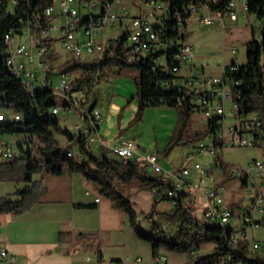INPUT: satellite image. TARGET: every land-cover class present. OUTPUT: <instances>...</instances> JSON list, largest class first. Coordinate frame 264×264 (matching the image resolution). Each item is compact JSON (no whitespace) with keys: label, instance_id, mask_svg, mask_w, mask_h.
Wrapping results in <instances>:
<instances>
[{"label":"trees","instance_id":"16d2710c","mask_svg":"<svg viewBox=\"0 0 264 264\" xmlns=\"http://www.w3.org/2000/svg\"><path fill=\"white\" fill-rule=\"evenodd\" d=\"M14 1L15 14L9 15V6ZM144 1V0H143ZM168 6V15L165 35H161L160 43L164 45L155 54L148 55L140 61H130L129 30L122 32L118 38L107 42V47L100 56L90 62L75 61L70 66L63 67V72L74 77L70 83L67 95L75 100V105H67L63 101V108H78L90 106L89 111L81 110V117L86 127L92 131L91 116L94 109H99L95 104L94 89L102 83L122 76L124 70L134 68L140 73V78L135 80L137 97L139 99L136 121L142 116L148 107L166 106L178 110L181 131L187 127L192 114H195L191 98L185 93V89L174 87V83L180 78L172 73L176 65L173 59L179 53V48L185 41V34L179 36V23L175 16L183 19L188 17L186 11L190 7L200 3L201 0H154ZM229 0H224V3ZM249 8L248 15H255L264 24V0H246ZM223 3V4H224ZM203 4V2H202ZM222 4V5H223ZM54 5V0H0V109L9 114H20L21 122L8 121L0 124V134L3 138L16 136L27 139V146L17 143L18 156L0 165V183L22 184L23 189L14 193V198L0 199V215H22L38 204L46 194L47 188L43 179L37 180L38 175L62 176L66 173L79 172L98 187L100 193L110 200L116 210L122 211L128 219L136 236L151 244L152 257L159 256V249H165L179 254H188V264H264V250L256 252L248 243L238 241L234 248L229 242L233 230L210 225L201 218V212L192 207V193L184 192L179 202L171 212L163 218L170 225L176 227L172 237H168L156 223L153 233L146 234L141 231L138 224V215L127 196L116 189L117 181L134 185L138 183L140 190L154 192L158 201L172 202L167 198V192L172 189V181L163 177L154 178L143 161L107 158L111 151H104L101 157L87 153L89 141L88 135L74 136L60 128L59 117H51L53 108H60L59 98L53 87L44 92L31 96L25 89L21 79L15 76L7 66L8 49L6 35L13 31L23 30L32 20L35 14H43ZM220 5V7L222 6ZM92 14L94 18L102 15ZM80 15V11L78 16ZM89 15L79 18L82 23L88 21ZM52 20L44 17L42 27L51 28ZM174 29V31H172ZM38 32V31H37ZM261 38L255 36L252 30V40L248 42L246 62L238 65L240 72L235 75L244 82L237 88L243 93L238 101L240 115L248 118L257 115L264 122V28L260 31ZM167 33V34H166ZM169 47H166L168 46ZM162 60H165L164 66ZM178 68H180L178 66ZM167 71L169 73H167ZM236 89V90H237ZM91 99V100H90ZM71 110V109H70ZM222 118H216L208 122L209 135H217ZM96 132L100 126L94 124ZM56 133H62L66 137L68 147L65 151L61 143L56 139ZM180 138V137H179ZM37 141V143H36ZM172 141L176 143L173 138ZM76 143L79 151L87 153V160L80 162L75 157L68 156L72 144ZM216 160L219 167L229 168L223 163L219 154L221 144L216 140ZM113 155V154H112ZM93 166V167H92ZM247 185V176L243 180ZM80 208H92L91 205H78ZM169 238V239H168ZM207 246H213L211 250ZM100 258L102 254L99 253Z\"/></svg>","mask_w":264,"mask_h":264},{"label":"rangeland","instance_id":"374dc122","mask_svg":"<svg viewBox=\"0 0 264 264\" xmlns=\"http://www.w3.org/2000/svg\"><path fill=\"white\" fill-rule=\"evenodd\" d=\"M59 1L60 0H54V3H58ZM98 2H102V0H98ZM76 7L80 11L78 19L85 18L88 15V11L83 8L79 0L76 3ZM151 11L152 7L146 6L143 0H117L113 7L114 13L121 15L127 12L131 18L134 16H142L149 17L150 19ZM8 12L9 15L15 14V6L13 3L10 4ZM92 12L93 14H99L100 10H93ZM51 20V37L56 41L54 49L58 54L49 59L56 63H52L48 72L52 75L49 76V78L50 82L54 85L53 88L56 94L62 96L61 89L58 87L59 77L63 72L62 66L64 64L70 66L74 64L75 61L90 62L100 55L84 56L81 60H72L57 36V29L64 24L65 18L56 10ZM261 25V21L255 15H248L246 18H240L239 22L234 24L226 21L227 27L225 29L218 25L205 26L200 20L191 18L184 31V43L192 47L194 58L189 64L183 65L179 73V76L183 78L181 82L183 83L185 78L193 74L191 68L194 66L197 68V71L203 73L204 77L214 78L220 77L222 75V69L229 66L233 61L243 65L246 62L247 44L252 40V30L255 31V36L258 37ZM126 30H132L129 21H123L122 27L115 26L106 29L99 34L96 40L100 43H106L110 39L118 38V36ZM31 41V39L27 41L29 49L33 48ZM233 50L236 52L235 54H232ZM161 63L164 66L165 60H162ZM28 70L39 72L37 62L34 65H30ZM139 78L140 73L134 68H129L123 71L122 76L112 79L109 82L102 83L94 89V92L91 94V99H93L94 96L99 97L100 103L105 104V109L103 111V116H105V118L108 115V103L111 95L124 96L122 95L124 85L130 90L128 94H126L128 97L125 98L129 101L137 99L135 80ZM116 89H118V91H116ZM79 97L80 96L76 95L75 101H77ZM59 100V106L61 108V114L59 116L60 128L63 131H68L70 134H73L75 133V127L83 122L80 115L81 110L89 111L90 106L83 105L80 109L75 107L73 109L70 108L71 111L66 113L63 108V101L61 98H59ZM99 107L101 108V106ZM164 111H168L166 112L167 114H165ZM123 119L124 118L121 117V122ZM224 125L226 131L229 127L235 125V120L232 117V104L230 102L225 104ZM119 131L120 133L116 137L120 135V138L132 141L134 144V152L137 153V155L143 157L146 155H157L159 160L158 163L163 174L156 175L150 171L152 177H163L170 181L173 180L172 173L185 167L192 168L191 174L187 180L191 185L194 197L197 201L198 208L196 211L200 213L203 209L202 207L207 204L206 196L209 195L212 190L216 191L222 195L225 207L234 211V216L229 222V227L233 230L234 234L237 235L241 241L245 240L249 247L252 245L253 241L259 242L262 246V250H264V212L254 209L255 207L251 196L254 187L253 182L261 186L263 181L256 175L255 171L250 170V165L255 160L264 161V146L261 148L239 147L233 152L226 151L224 153L220 150L219 154L221 159L229 168L223 169L219 166H215V158L207 153L198 152V148L201 144L208 143V136L206 134V132H208V122L206 118L201 113L192 114L187 127L181 131L178 110L166 106L148 107L144 110L139 120L136 121V117L132 118L127 122L125 127ZM116 137H113L112 140L107 138V145H112ZM173 138L176 140L177 144L172 141ZM226 138L229 140L230 137L228 134ZM56 139L66 151L68 143L64 134L56 133ZM4 140L10 145L14 152L18 150V142L27 146V139L25 140L21 137L7 136ZM71 146L73 147V145ZM142 149L146 150V152L144 153ZM72 150L75 154H78V145L75 144ZM134 160L141 161V159H138V156ZM195 165H199L201 170L197 171L193 169ZM200 171L206 173L205 178H201ZM247 174V185L244 186L243 180ZM38 176H36V178H38ZM116 181V189L127 196V199L131 202L132 207L136 211L141 231L146 234H152L154 223H156L168 237L173 236L176 227L167 223L163 218L166 213L171 212V204L163 201L157 202L156 194L149 190H140L137 186L138 183L130 186L127 182L123 183L119 180ZM23 187L24 185L22 184L0 183V199L14 198V193L17 190L23 189ZM104 198L107 199L106 197ZM261 206L264 207V204ZM244 210L254 213L253 218L256 222L255 225L250 227L245 226L241 216ZM258 222L260 223L258 224ZM243 233L246 234V238H242ZM212 247L213 246H207V249L211 250ZM101 250L104 258L103 264H131L138 258L142 259L141 264H155L156 260L152 257L151 244L144 240H140L129 223L127 232L123 236L118 235L114 236L111 241L107 239L102 241ZM87 251H89L87 256L90 259L95 258L98 260L100 258L95 247L89 248ZM159 256L161 258H166V261L160 264L189 263L188 254L172 252L164 247L159 249Z\"/></svg>","mask_w":264,"mask_h":264},{"label":"built area","instance_id":"2783aa9c","mask_svg":"<svg viewBox=\"0 0 264 264\" xmlns=\"http://www.w3.org/2000/svg\"><path fill=\"white\" fill-rule=\"evenodd\" d=\"M84 9L88 11V21L82 23L78 19L79 10L76 7L78 0H60L58 3L48 8L43 14H35L29 24L19 32L10 31L6 37V46L8 49V57L10 58L11 65L17 71V77L24 81V86L27 92L34 96L35 93L44 92L46 89L54 87L50 82L48 72L52 63H56L50 58L56 56L58 53L54 49L55 39L51 37V28L46 30L42 27V20L45 17L52 18L56 10L65 18L63 25L57 29V36L59 40L71 56L72 60H81L84 56H93L101 54L107 47V43H100L96 39L100 33L108 28L115 26H122L123 21H129L132 30H129V43L131 51L129 53L130 61H140L148 55L155 54L161 50L164 45L160 43L161 35H165V25L170 19L168 15V6L164 3L156 2L154 0H144L145 5L152 7L151 18L134 16L130 17L127 12L118 15L113 12V5L117 0H79ZM202 1H209V8H202ZM224 0H201L190 7L186 11L188 17L183 19L180 15L175 16L176 21L179 23V36L184 35L187 23L191 18L200 20L205 26L218 25L226 28V21L231 24L238 23L240 18L248 16L249 8L246 0H229L224 3ZM223 4V5H222ZM220 5H222L220 7ZM14 6H18V2L14 1ZM93 10H100L104 13L97 18L92 16ZM264 28L261 25L260 31ZM38 31V32H37ZM174 31V29H172ZM167 34V33H166ZM261 38V32L258 35ZM31 41L33 48L29 49L27 41ZM166 47H169L166 46ZM236 52L233 50L232 54ZM192 47L182 43L179 48V53L173 59V62L178 65L172 69V73L176 74L180 79L174 83V87L185 89V93L191 98L194 105V111L201 113L207 121L216 118H222L218 134L209 135L208 143L210 141H218L221 144L220 150L224 152H233L237 148L245 147H263L264 146V122L260 120L257 115H251L244 118L240 115L239 100L243 97L241 87L244 82L242 79H237L235 75L239 74L240 69L238 65L230 64L222 69L220 77H204L202 72L197 71L194 66L191 68L193 73L184 79L182 83L179 73L183 65L189 64L193 60ZM37 62L39 72L28 70L30 65ZM237 63V62H236ZM238 64V63H237ZM263 66V80H264V63ZM48 72V73H47ZM167 73H169L167 71ZM74 77L61 73L59 77L58 87L61 89L60 98L67 103V105H75L76 101L67 95L69 86ZM264 83V82H263ZM237 89V90H236ZM230 102L232 104V117L235 120V125L225 129V104ZM65 112H70V109H65ZM61 108H53L51 110V117H59ZM102 113L99 109H94L91 116V124L93 130H96L94 124L100 126L102 123ZM8 121L21 122L22 117L20 114L9 115L0 109V122L4 124ZM86 127L84 123L80 135H88L89 141L87 146V153H93L94 149L92 144L97 141L94 133ZM229 135L227 140L226 135ZM250 137V138H247ZM208 143L201 144L198 148L199 153H207L215 158L214 165L219 166L216 160V152L208 151ZM112 154L124 160H134L137 156L147 166V169L153 174L162 175L163 171L158 163L157 155H137L134 152V144L132 141H123L110 149ZM68 153H74L69 150ZM87 153L79 151V161L84 162L87 160ZM18 156L10 145L4 140L0 134V165ZM193 169L199 171L201 167L195 165ZM250 170L255 171L256 175L262 179V185L258 186L253 182L254 187L251 192L252 202L254 209L264 212V161L255 160L250 165ZM192 168H182L179 171L172 173V189L167 192V198L176 206L179 202L181 195L184 192L192 193L193 199L192 207L197 209V201L194 197V192L191 188L187 178L190 176ZM201 178H205L206 173L200 171ZM248 177V174H247ZM202 182V180H201ZM100 200H97L99 202ZM207 204L201 210V218L208 222L210 225L229 229V222L234 216V211L224 205V199L221 194L212 190L206 196ZM242 219L245 226H253L256 224L254 221V213L244 210L242 211ZM242 238H246V234H242ZM238 241H241L237 235L233 233L229 242L231 248H234ZM250 248L256 252L262 251V246L259 242L253 241ZM165 257L158 256L155 264L165 262ZM142 259H135L131 264H141ZM0 264H17L16 257L11 254L7 249L0 246Z\"/></svg>","mask_w":264,"mask_h":264},{"label":"crops","instance_id":"0c3cea01","mask_svg":"<svg viewBox=\"0 0 264 264\" xmlns=\"http://www.w3.org/2000/svg\"><path fill=\"white\" fill-rule=\"evenodd\" d=\"M123 88L124 96L111 95L106 118L103 116L105 104L100 103L99 97L94 99L103 117L99 129L94 133L97 141L92 144L96 157H101L104 151H110L123 141H130L116 136L129 120L137 116L139 99L129 101L125 97H128L126 94L130 90L125 85ZM164 112L167 114L168 111ZM121 117L124 118L122 122ZM83 126L84 121L75 127L72 135L79 136ZM113 137H116L115 142L108 146L106 139L112 140ZM75 144H72L73 147ZM142 151L146 152L144 149ZM107 158L116 159L112 153ZM36 179H43L46 194L22 215H0V246L16 257L17 264H103L102 241L123 236L129 223L127 216L116 210L93 182L79 172L58 177L39 175ZM78 205L93 207L80 208ZM93 247L98 254H102V258L96 260L87 256V250Z\"/></svg>","mask_w":264,"mask_h":264},{"label":"bare ground","instance_id":"6f19581e","mask_svg":"<svg viewBox=\"0 0 264 264\" xmlns=\"http://www.w3.org/2000/svg\"><path fill=\"white\" fill-rule=\"evenodd\" d=\"M202 2H203L202 8H209V1H202ZM7 66L9 67V69L11 70V72L15 76H17V71L14 70L13 65H11L10 58L7 59ZM22 82L24 83V81H22ZM0 124H1V122H0ZM215 142L216 141H210V143H208V151H210V152H216L215 146H214ZM68 156L75 157V158L79 159V154L76 156L75 153H68Z\"/></svg>","mask_w":264,"mask_h":264}]
</instances>
